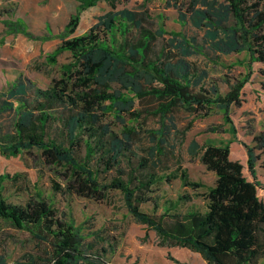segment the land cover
<instances>
[{"label": "trees", "instance_id": "trees-1", "mask_svg": "<svg viewBox=\"0 0 264 264\" xmlns=\"http://www.w3.org/2000/svg\"><path fill=\"white\" fill-rule=\"evenodd\" d=\"M76 1L75 12L60 34L61 43L47 56L54 64L59 55L70 54L61 76L45 89L29 88L18 79L0 104V114L13 112L11 133L5 141L0 139L1 152L16 156L38 151L44 165L66 178L64 187L53 184L54 192L95 201L119 192L129 214L154 230L161 246L185 248L208 264H261L264 201L258 196V170L264 171V128L253 130L247 138L250 142L244 144L253 181L243 175L239 162L230 159V143L191 142L190 154L215 175L214 184L207 187L191 181L181 168L178 174H159V162L153 158L163 154L161 146L152 148L150 157L139 156L132 147L142 132L152 140L157 132L128 126L124 119L129 116L138 122L141 112L135 110V101L154 100L157 105L149 115L173 119L170 115L182 110L208 117L217 107L224 121L232 124L231 108L240 104L248 75L234 82L229 79L225 94L214 83L206 86V73L187 60L188 54L203 52L202 47L161 25L155 28L146 9H117V0H106L111 10L86 33L73 36L81 14L100 0ZM191 2L193 9L204 8L195 12L197 18L213 23L232 19L226 52L246 50L250 63L264 64V0ZM111 112L123 125L120 132L106 122ZM171 130L163 126L158 137L166 140ZM16 176L0 173V219L31 236L40 248V262L107 264L106 249L85 243L79 230L61 219L46 200L39 197L23 206L8 203L2 196L4 182ZM173 178L184 187L206 189L204 210L179 212L178 206L190 197L178 196L156 214L159 205L151 196L153 188ZM148 202L154 206L151 213L141 208Z\"/></svg>", "mask_w": 264, "mask_h": 264}, {"label": "rangeland", "instance_id": "rangeland-1", "mask_svg": "<svg viewBox=\"0 0 264 264\" xmlns=\"http://www.w3.org/2000/svg\"><path fill=\"white\" fill-rule=\"evenodd\" d=\"M192 0H117V9H146L154 20L155 28L163 26L168 32L185 35L195 41L203 52L190 53L187 60L207 75L206 86L216 84L219 91H228L227 81L248 75V82L242 89L241 101L232 106L231 123L224 121L223 112L215 107L208 117H195L182 110L174 111L165 119L149 115L156 107L154 100H136L135 110L141 118L134 122L124 116L128 126L142 127L157 132L155 139L142 132L133 142V149L139 156L150 157L151 149L161 146L162 155H155L159 162V174H178L186 170L191 181L209 187L215 182V175L201 163L199 157L190 154V144L196 141L206 144L230 143V159L243 166V175L253 181L247 168V153L244 144L251 132L264 128V64L249 61L246 50L229 51L226 43L231 39L233 21L222 18L213 22L197 18L195 12L204 9ZM77 6L76 0H0V104L7 100L12 84L23 80L29 88L45 89L61 76V66L70 61V54L63 53L56 63H49L47 56L61 43L60 34ZM106 0L88 8L81 14L80 23L73 36L86 33L98 18L110 11ZM200 22V23H199ZM11 26V28H9ZM9 26V27H8ZM169 34L165 38H169ZM13 112L0 114V139L4 140L12 130ZM111 129L120 132L123 125L111 112L106 117ZM174 123V124H173ZM174 125V126H172ZM163 126L172 130L163 137L158 131ZM163 138V141L160 139ZM5 141V140H4ZM155 152V150H154ZM152 159V158H151ZM0 173L17 175L13 181L4 182L3 198L11 204L23 206L39 197L50 203L58 216L72 223L94 248L106 249L107 264H208L194 252L179 246H161L154 230L139 223L126 209L119 192H112L104 201H95L54 192L56 182L64 187L63 172L44 165L38 151L31 150L16 156H9L0 150ZM258 196L264 201V171L259 169ZM205 188L184 187L179 178L162 182L153 188L151 196L158 203L156 214L163 212L166 201L178 196L190 200L178 206L179 212L191 209L204 210ZM148 213L153 212V203L141 205ZM40 248L31 236L0 219V264H43L38 259ZM264 264V259L261 261Z\"/></svg>", "mask_w": 264, "mask_h": 264}]
</instances>
